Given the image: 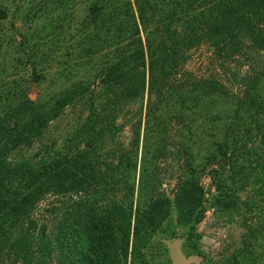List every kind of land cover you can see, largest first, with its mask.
Listing matches in <instances>:
<instances>
[{"label":"trees","instance_id":"16d2710c","mask_svg":"<svg viewBox=\"0 0 264 264\" xmlns=\"http://www.w3.org/2000/svg\"><path fill=\"white\" fill-rule=\"evenodd\" d=\"M204 179L264 197V0H0V264H149Z\"/></svg>","mask_w":264,"mask_h":264},{"label":"rangeland","instance_id":"374dc122","mask_svg":"<svg viewBox=\"0 0 264 264\" xmlns=\"http://www.w3.org/2000/svg\"><path fill=\"white\" fill-rule=\"evenodd\" d=\"M59 83L50 78L44 83L32 84L30 96L34 99H43L51 94L54 87L60 85ZM78 117L79 108L72 111L66 110L49 126L41 143L50 140H56L59 143L68 127L77 121ZM122 135L120 140L127 145V131L125 130ZM36 147H39V144L35 145L34 150L21 154L22 157H29ZM211 185L208 179H204L205 213L201 222L192 229L180 225L175 211L170 212L160 231L150 242L147 252L149 264H172L165 243L167 240L181 242V250L186 256L198 258L196 264H264V197H261L259 186L254 182L250 183L246 190L237 194L239 209L226 210L222 197L217 195ZM171 188L172 185L165 187L167 194ZM223 200L226 203V198ZM246 219H252L255 229L250 240L252 243L250 248L244 245V241H247L244 225Z\"/></svg>","mask_w":264,"mask_h":264},{"label":"water","instance_id":"95a60500","mask_svg":"<svg viewBox=\"0 0 264 264\" xmlns=\"http://www.w3.org/2000/svg\"><path fill=\"white\" fill-rule=\"evenodd\" d=\"M169 258L172 264H196L198 263V258L195 256H186L181 250V242L179 241H165Z\"/></svg>","mask_w":264,"mask_h":264}]
</instances>
